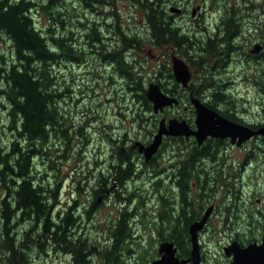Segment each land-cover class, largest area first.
Wrapping results in <instances>:
<instances>
[{
    "label": "rangeland",
    "instance_id": "rangeland-1",
    "mask_svg": "<svg viewBox=\"0 0 264 264\" xmlns=\"http://www.w3.org/2000/svg\"><path fill=\"white\" fill-rule=\"evenodd\" d=\"M34 1L38 2V0ZM165 1L168 10L170 3L177 2L184 5V3L189 2V11L185 14V17L178 13L174 14L177 22L180 24L184 23V26L188 24L191 29L197 31L196 33L198 35L204 34V31L200 30V27L195 23L196 21L193 22L195 17L191 15V10L193 6L200 3L204 4L205 7L208 6V9H211V7L219 9L214 13H212L211 10L205 11V22L211 29L214 28V22L222 17L223 8L229 2H235L238 6L245 8L243 12L247 13L245 18L246 23L249 19H254V17L260 19V26L257 31L254 30L255 35L251 37V40H254L264 27V0H216L214 2L213 0ZM61 2L64 5H69L68 11L62 8V10L65 11L63 16L71 17L73 12H80L81 15H85L88 19L87 25H93V20H95V22L101 21L104 23V30L102 31L100 29V33L104 35H114L106 30L107 23L115 22V17H117L113 12H105L109 11L111 6L106 5V7H102L101 11L97 8L91 9L85 7L78 2V0H61ZM109 3L112 5L111 11H116L120 16L123 27L128 32L130 31L131 35H134L132 32L138 31V36L142 37L140 44L128 48L126 58L130 64L135 66L139 74H142V80L147 87L150 81H157L156 79L161 75L159 70L166 68L162 66V63L159 64V62L163 61L164 58L166 59L164 51L166 49L170 51L171 47L165 45L157 46L151 41L149 38L150 28L143 9L132 4L130 0H117V2L110 1ZM74 4L76 7L73 8ZM247 7L249 9L246 12ZM33 13L34 19L39 27L43 28L49 23V16L41 8H34ZM73 22H76V24L70 27L73 29L77 39H74L71 45L75 46L83 54L79 55L78 58L72 57L71 54H65L53 65L52 69L55 74V86L61 94L57 100L59 108L58 123L55 125V129L50 131L47 141L42 144V146L40 141L37 142V146L41 147L43 151L33 159L34 167L32 174H35L44 184L48 182L50 187L58 186L60 190L57 195V199L59 198V203L56 205L57 209L61 211L66 210L68 206L73 205L75 198L79 202H83L78 209L77 206H75L77 213H79L83 210V204H91V200L95 196L94 189L98 186L96 182L99 176H102V172H105L107 166L110 167V163H116L118 161L116 157L115 159L111 158V150H116L120 148L121 145L125 144L120 141L122 138H125V141L132 139V141H129L130 144L135 140H142L145 142L148 138L152 139L163 114L162 112L157 113L154 110L144 111L145 107L141 109L143 106L139 101L140 98L135 95V92L131 90L127 92L126 90L127 79L120 75V73L118 74L114 66L95 51L97 47L91 46L92 41L87 42V40H85L84 32L85 30L90 31L89 26L85 29L83 25L77 23L76 19ZM191 23L193 24L190 25ZM128 26H130V28H128ZM56 28L57 31H63L60 26H56ZM115 38H117V36H115ZM108 41L110 44L115 43V39H110ZM92 43L93 45L99 44L98 42L94 43V41ZM91 48L94 50H91ZM1 52L5 54L6 59H13L11 41L6 34L0 35V53ZM133 55L138 58V62L135 63L131 60ZM167 58H170V56L168 55ZM261 63L264 67V59L261 60ZM2 66H4V64L1 63L0 58V67ZM245 66H247V68L243 70L242 64L241 66H234L233 64V67L229 69L230 71L237 68V74L234 75L236 81L235 84L231 82L227 87L221 90L223 92L222 97L224 96V98L222 101H218V104L223 108L229 107L231 111H236L249 122H263L264 82L262 83V80H264V76L262 78V74L264 75V73L261 71V64L257 67L256 63L252 62ZM198 67L199 66H194V64L191 66L194 76L199 73V71L196 70ZM220 67L221 66H219V68ZM213 74L215 76L214 80H217V75H219V73ZM224 74L225 73H222L221 75ZM245 74L252 77V81H249L248 84L241 82V78H245ZM227 75H225L224 78H227ZM167 79L166 77H161L159 81L166 82ZM198 83L199 78L195 76L193 83V85H195L194 87H196ZM7 87L8 85L5 84V81L0 78V88L6 89ZM217 90H219L217 87L203 88L202 95L213 99L212 93ZM4 94L5 93H2L0 96V151L10 149L12 141L16 139H18L22 145L26 143V139L19 137L17 132L18 128H15L9 116L10 105ZM184 101H186V99H183L180 104L173 105L167 109V113H165L167 117H184L186 114L190 116L193 108L191 105L192 102L189 99L187 103L188 107L185 108L184 106L186 103L184 104ZM137 112H141L140 115L144 116L143 120L137 121L131 119L133 115H137ZM154 122H156L157 125L153 126ZM152 129L153 133L150 132ZM179 141V139H172L170 141L166 140L165 143L163 142L162 158L160 160L169 161L172 159V161H175L180 159V157L174 156L176 149L180 150V145L182 143H179ZM185 143L190 147L189 151L191 153V146L194 145L192 144L193 141L185 140L184 144ZM210 145L215 146L216 144L211 142ZM225 145L227 148H219L226 152H216L217 155L214 153L212 157L217 156L220 162L221 160H225L236 166H229L225 170L231 172L235 171L236 176L242 178L241 184L239 181L237 185H235V189L237 188V190H239L242 188L243 192L246 194L243 196L244 198H241L239 201L237 200V204L238 206L239 204L243 205L242 209L251 206L254 211L253 214L255 213V224V222L259 221V216L260 219H263L264 214L261 213L260 215L258 212L259 209L264 211V150L260 149V146H263V140L261 136L257 135L248 140L244 147L233 145L232 143H227ZM249 150H251L252 153ZM248 153L250 155H248ZM198 157L199 156L196 158ZM187 158L188 157L185 156L184 160ZM209 160L211 161V159ZM243 162L245 163V167H239ZM138 170L139 168L137 171ZM156 178L157 176L153 174L152 168L148 169L146 167L139 175L137 173L129 178L127 180L128 182L126 181L125 187H117L116 185V188L121 192V197L129 195L128 192L130 193L135 190L136 195L128 206L134 209L138 202H143L144 198V207H147L148 211H150V204H155V199L152 200L151 198H153L152 195H154L153 190H155L154 182ZM223 192H226L224 187L221 188V195ZM1 195L2 192L0 191V197ZM217 197L219 198L220 194H218ZM224 199L230 202L232 196L230 194H225ZM123 205L124 203L121 202L118 197L116 198L114 193L107 199L102 198L98 200L97 209L93 212L89 220L85 215H81L83 222H81L79 224L80 226L76 229V234L79 236L88 234L90 237L89 241L94 240L99 248L104 247L111 242L110 232L107 226L112 219H115L116 215L119 213V209L122 208ZM142 210L143 207L140 205L135 212L138 213L136 214L135 221H138L139 216L143 217L141 214ZM135 221L133 222V226H137V229L134 231V237L142 234L144 237L141 239V245L152 246V248H154L155 234L153 230L151 228L145 229L143 224L140 222L135 223ZM221 224V221L220 223H216L218 226ZM29 226L30 223L25 222L24 225L20 227V230L21 228H29ZM232 234L233 231L229 230L218 231L214 234L213 232L204 234V245L202 248L205 252L206 259L203 264L230 263V258L224 253L223 245L230 240ZM260 234L261 232L258 236H260ZM38 246L39 245L34 248L31 247L29 251V264H73L70 251L55 250L53 247L51 248V245L48 247V253L44 254V252H39ZM141 247H138V245L133 242L132 251H123L122 257L125 259L126 264H140L143 261L142 255L141 260L139 259L140 251L138 250ZM133 248H135L136 251L134 250L133 252ZM1 252L0 250V253ZM0 255H3V253ZM150 261L151 259L148 260L146 264H151ZM101 262L102 259L100 256L95 255L93 264H101ZM0 264H4L1 258Z\"/></svg>",
    "mask_w": 264,
    "mask_h": 264
},
{
    "label": "trees",
    "instance_id": "trees-1",
    "mask_svg": "<svg viewBox=\"0 0 264 264\" xmlns=\"http://www.w3.org/2000/svg\"><path fill=\"white\" fill-rule=\"evenodd\" d=\"M110 1L117 2V0H78L85 7L99 10L106 5L111 6L112 9ZM130 1L145 11L150 28L149 38L154 44H175L176 50L182 56L184 55L182 50L184 43L189 48L194 47L189 44L191 42L189 36L180 30V26L167 19V15L164 13L167 5L165 0ZM36 7L41 8L49 16V23L43 28L39 27L34 19L33 9ZM74 7H76L75 4ZM62 8L68 11L69 5H64L61 0H38V2L34 0H0V35L6 34L10 38L13 54V59L8 60L4 53H0L1 63L4 64L0 67V78L8 85L6 89L0 88V96L5 93L4 95H6L10 105L9 116L15 128H18L19 137L26 139L24 145L16 139L12 141L10 149L0 151V191L2 192L0 197V250L3 253L0 258L4 264H29L31 247L34 248L39 245V252L45 254L48 253V247L52 245L51 248L53 247L55 250L70 251L73 264H93L95 255L100 256L101 264H126L122 257L123 251H132L133 242L138 247L142 246L140 242L144 236L141 234L134 237L137 226H133L136 214H138L135 212L140 205L143 207L142 218L146 219L142 224L145 229L150 228V215H147L148 208L144 207V198L143 202H138L134 209L130 208L128 204L134 199L136 191L133 190L128 192L129 195L121 197V192L116 188L114 182L111 181L107 184L105 183L106 179L101 180V176H99L96 182L98 186L94 189L95 196L91 200V204H83V210L77 213L75 206L78 209L83 202L76 199L73 201V205L68 206L62 213L56 206L58 186L50 187L48 182L44 184L35 174H32L33 159L43 151L41 147L37 146V142L40 141L42 146L47 141L50 131L54 130L58 123L57 100L61 94L55 86L53 65L65 54H71L72 57L76 58L83 54L71 45L72 41L77 38L70 26L76 24L73 22L75 19L85 29L89 26L90 31L85 30L84 32L85 40L98 42L99 45L108 44L106 37L110 35L100 33V29L104 30L103 22L93 20V25H87L88 19L85 15H81L80 12H73L71 17L63 16L65 11ZM111 9L105 12H113L117 17H115V22L107 23L106 30L119 38L123 47V54L116 49L107 52V45L106 48H101L98 52L100 55L105 54L109 60L119 61L122 76L127 79V92L131 90L140 98L139 101L143 106L141 109L145 107L144 111H153V104L146 95V86L142 80V74H139L135 66L130 64L126 58L128 48L140 44L142 37L131 35L123 27L120 16ZM226 17L227 19L232 18L231 14ZM56 26L62 27L63 31H57ZM233 31L234 26H231L230 29L226 30V33L230 35ZM213 43L214 40L211 39L203 45L208 49L206 44L213 45ZM113 45L115 46V43ZM200 51L204 54L208 52L214 54L212 49L207 50V52L206 50L204 52V49ZM198 62H195L194 66H199V59ZM159 72L165 74V77L172 82L171 84L166 83L157 78L160 86L166 92L178 96L182 102L184 88L176 86L172 68L166 67ZM202 79L204 84L208 83V76H204ZM196 85L192 94L201 97L205 86L199 83ZM207 103L216 108L214 101L211 102L210 100ZM140 113L137 112V115H133L131 119L143 120L144 116ZM226 113L229 112L226 111ZM155 125H157L156 122L153 123V126ZM150 132L153 133V129ZM149 140L148 138L145 142ZM120 141L126 144L128 140L125 141V138H122ZM183 142L182 140L179 141L182 144ZM212 142L220 148L228 143L221 140ZM192 144L197 146V141L194 140ZM121 157L119 167L123 166V168L118 167L119 171L117 170V187H125L124 178L129 177L134 170L130 157L124 154ZM191 161L193 160L190 159L187 164H190ZM192 168L191 165L184 167V169L189 170L188 172H191ZM220 170L223 171V167ZM223 175L224 173L221 172L219 176L222 177ZM185 186L187 184H184ZM106 188L112 189L110 193H105ZM235 192L239 193L238 190ZM102 193L104 199L109 198L114 193L124 205L119 209L115 219H112L107 226L111 242L99 248L94 240L89 241L88 234L79 236L76 234L77 230H73V228L77 229L79 224L83 222L81 215H85L87 218L96 211ZM185 196L187 198V195ZM184 204L187 206L189 203L184 201ZM138 220L140 221V216ZM25 222L30 223L29 228H21L20 230ZM162 230L159 231L160 236L168 237L169 234ZM186 237L187 244L184 243V253H188L190 250L189 234L187 230H184V240ZM49 240L50 242H48ZM134 250L135 248H133V252ZM138 251H140L139 259L141 260L142 255L143 260L140 264H146L152 258L155 249L152 246H142Z\"/></svg>",
    "mask_w": 264,
    "mask_h": 264
},
{
    "label": "flooded vegetation",
    "instance_id": "flooded-vegetation-1",
    "mask_svg": "<svg viewBox=\"0 0 264 264\" xmlns=\"http://www.w3.org/2000/svg\"><path fill=\"white\" fill-rule=\"evenodd\" d=\"M188 3L186 2L183 4L181 3H170L169 4V10L167 8L164 9V13L167 15V19L178 26H180V30L187 34L189 37V40L191 41L189 44L191 46L196 47L197 49L189 48L188 45L185 43L182 45L183 50V57L184 60L188 63L190 69L193 64L199 63L198 59L200 61V65L198 68H196L199 73L195 76L199 78V84L204 85V88L208 87H217L219 90L212 93L213 99L206 97L205 95L201 96L200 99L204 101L206 104L211 100L214 101V104L216 106V109L220 114L228 117L229 119H232L234 121L242 122L244 124H248L252 126L253 128H258L260 125L264 124L263 122H249L247 119H245L243 116H241L236 111H231L229 107L223 108L218 103V101H222L224 96L222 97V91L224 87H227L231 82L235 84V77L234 75L237 74V68L232 69L229 71L230 68L234 66H238L241 64L243 65V70L247 68V66L252 62L256 63V66L259 67V64H261V71L264 73V67L261 63V60L264 59V27L263 29L257 34V36L254 38V40H251V37L255 35L254 30L257 31V29L260 26L259 18L254 17V19H249L247 23L245 22L246 14L243 12L245 9L244 7L238 6L235 2H229L226 4V6L223 8L222 11V17L214 22V28H209L206 21V15L205 11L211 10L212 13L218 11V8L208 9V6H204V4H197L196 6H193L191 10V15L195 17L194 21L197 23V25L200 27V30L204 31V34L198 35L196 30L191 29L189 25L180 24L177 22V19L175 17V14H181L186 16L185 14L189 11ZM176 6L181 8L180 11H173L171 10V7ZM248 7L246 8V12L248 11ZM175 13V14H174ZM228 14L232 16V18L227 19L226 16ZM202 20V21H201ZM191 23L190 25H192ZM231 26H234V31L228 35L226 33L227 29H230ZM130 28V26H128ZM130 32V31H129ZM131 33V32H130ZM137 33V34H135ZM139 32H132L134 34L133 36H138ZM229 38V39H227ZM115 39V46L113 44H110L108 40ZM213 39L214 43L212 44H206V49L204 47V43H207V41ZM145 40V39H144ZM106 41L108 44L103 45H93L91 43V46H96L97 49L96 52L99 51L101 48H106L107 45V52L112 51V49H116L117 51H121L123 54V47L121 45V41L119 38H115V35H109L106 37ZM168 46L171 47L170 51L166 49L164 51V54L166 59L164 58L163 61L159 62L162 63V66L165 67H172V55L178 53L176 50V45L172 43H166L161 44V46ZM259 45V46H258ZM159 46V45H157ZM201 49H204V52L206 50H213V53H206L204 54ZM91 50H94L91 48ZM99 54V52H98ZM181 55L180 53H178ZM170 56V58H167V56ZM104 59H107V62L112 64L114 68L116 69L117 73L122 75L121 73V65L119 61L115 60H109L105 54H102ZM182 56V55H181ZM201 56V57H200ZM132 61L135 63L138 62V58L133 55L131 58ZM167 61V62H166ZM234 61V62H233ZM167 63V64H163ZM192 64V65H191ZM219 66H221L219 68ZM209 72V74H208ZM219 73L217 80H214L215 76L213 73ZM227 72V74H226ZM222 73H225L224 75H221ZM161 75L158 77L161 79V77H165V74L160 73ZM227 75V78H224V76ZM168 76V75H167ZM195 76L192 73V76L190 77V80L188 81V85H184V101L185 108L188 107L187 103L190 99V96H192L193 89H195L194 78ZM208 76L209 80L207 84L203 83L202 77ZM262 74V78H263ZM244 83H247L249 81H252V77L245 74V78H241ZM225 82H224V81ZM232 80V81H231ZM168 83H172L169 79L166 80ZM264 80H262V83ZM176 86L178 88H181L182 85L178 81L175 82ZM221 94V95H220ZM186 95V96H185ZM189 97V99H188ZM209 98V99H208ZM181 102V100H180ZM180 102L178 104H180ZM193 106L192 112L190 113V116L184 115L182 116H173L177 117L179 119H186L187 122L190 124L192 128H197L196 125V111ZM209 105V104H208ZM171 106L165 107L164 111L162 112V117L166 119V124H168L169 119L172 117H167L165 113H167V109H169ZM210 106V105H209ZM212 107V106H211ZM229 112L226 113L225 112ZM230 114V115H227ZM233 115V116H232ZM159 125V124H158ZM158 130V126H157ZM260 134H256V136ZM262 137V136H261ZM175 140L179 139L182 141H190L196 140V136L194 134L190 135H164L162 144L158 148V150L153 153L150 158H146V155L144 151L139 150V146L136 145L135 140L133 143L130 144V140L126 141V144L121 145L120 148H117L116 150H111V158L115 159L117 158L116 163H110V167L107 166L105 172H102L101 180L106 179L105 183L114 182L115 185H118V178L117 177V170L119 171V168H123V166H120L121 156L122 154L128 155L131 159V162L134 166L133 173L127 178H124V182L127 183L128 179L133 177L134 174L139 175L142 171L145 170L147 167L148 169L152 168L153 174L157 176L154 187L155 190H153L154 195L152 200L155 199V204L152 203L149 206V210L147 212V215H150V228L153 230V233L155 234V246H154V254L151 258L150 263L156 259L159 258L162 253L159 250V246L164 241H171L176 248L175 254L180 259H184L186 257L191 256V248H192V239H191V233L190 228L191 225L195 222H198L202 219V217L207 213L206 220L203 222L202 226L197 229L198 232V240L200 245V252H201V262L200 264L204 263V260L206 259L205 252L203 251L202 246L203 243V237L204 234L213 232L216 233L218 231H233V234L230 236V240L227 241L224 245L230 243L232 240H237L241 246H245L248 243L252 241H261L262 234H263V225H264V211L258 210V212L263 214V219H260L259 221L255 222L254 224V215L253 209L251 206L244 207L242 209L241 204H237V200L239 201L241 198H244L243 196L246 194L243 192L242 188L238 190V194L235 192L237 191V188H232V186L235 187L237 183L242 178L234 176L235 171H226L225 169L227 167L234 166L233 163H228L224 160V162H220L219 159H217V156L212 157V155L216 152L222 153L224 150H220L219 147H216L217 145H210L212 141H226L228 143H232L230 137H216L208 135L203 142L198 143L197 146H191V153H190V147L188 144L180 145V150L175 151L174 156L180 157V159H177L175 161H172V159L168 160H160L162 158V148H163V142L165 143L166 140ZM152 139H150L148 142H151ZM197 141V140H196ZM209 142V143H208ZM246 142H243L239 144L241 147H244L246 145ZM233 145H238L236 143H232ZM238 145V146H239ZM228 146V145H227ZM223 147L227 148L226 145ZM221 147V148H223ZM229 147V146H228ZM260 149L264 150L263 146H260ZM251 153L252 151L249 150ZM226 152V151H224ZM190 153V154H189ZM198 158H196L197 156ZM248 155H250L248 153ZM188 157L186 160H184V157ZM192 159L190 164H187L188 161ZM211 159V161L209 160ZM165 163V164H164ZM244 162L242 165H239V167L243 168ZM191 165L193 168L191 172H188V169H184L185 166ZM119 167V168H118ZM161 167V168H159ZM223 167V171L220 169ZM236 167V166H234ZM139 170L137 171V169ZM224 173V175L221 177L219 176L220 173ZM111 173V174H110ZM230 173V174H229ZM234 173V174H232ZM127 181V182H126ZM166 182V183H165ZM167 184V185H165ZM184 184H187V186L184 187ZM228 187H225V186ZM161 186V187H160ZM230 186V187H229ZM224 187L226 192H223L221 195V188ZM107 189V188H106ZM105 189V190H106ZM59 188L58 192L59 193ZM112 189H107L105 193H110ZM255 192V191H254ZM220 194V197L218 198L217 195ZM225 194H230L232 196V199L230 202L226 201L224 199ZM187 195V198L186 196ZM157 196V197H156ZM100 199L104 197L103 193L100 194ZM185 199V200H184ZM76 200V198L74 199ZM184 201H188V205L185 206ZM154 202V201H153ZM59 203V198L58 202ZM60 211V209H59ZM63 213V211H62ZM87 215V214H86ZM92 215H90L88 220L90 219ZM220 217V219H219ZM149 219V218H148ZM141 221V222H140ZM141 224L146 221V219L140 217ZM221 225L218 226L216 223H220ZM80 226V225H79ZM164 230L169 234L167 237H162L159 234L160 230ZM73 230H76L73 228ZM162 230V231H163ZM184 230L188 231L189 234V240H190V250L189 252L184 253V243L187 244V237L184 240ZM261 232L260 236L259 233ZM50 242V240L48 241ZM223 245V247H224ZM188 248V246H187ZM230 258L229 262L231 261L232 256H227ZM23 264V263H22ZM187 264H192V260ZM230 264V263H229Z\"/></svg>",
    "mask_w": 264,
    "mask_h": 264
},
{
    "label": "water",
    "instance_id": "water-1",
    "mask_svg": "<svg viewBox=\"0 0 264 264\" xmlns=\"http://www.w3.org/2000/svg\"><path fill=\"white\" fill-rule=\"evenodd\" d=\"M181 8L173 6L171 10L180 11ZM259 46V45H258ZM173 73L177 81L183 86L188 85V81L192 76V71L188 63L183 57L172 55ZM146 95L153 103L155 112L164 111L165 107L179 103V98L168 92H165L156 81H151L146 89ZM192 104L196 111L197 128H192L186 119L172 117L166 124V119L161 118L159 127L153 136L150 143L145 144L142 141H136L140 151H144L146 158L155 153L162 143L164 134L171 135H190L194 134L199 143L208 136L230 137L232 142L241 144L253 135L259 133L263 135L264 140V125L258 128H253L248 124L234 121L220 114L216 109L206 104L198 96H191ZM207 213L198 222L191 225L192 248L191 256L180 259L176 256L174 247L171 241H164L160 244L159 250L162 255L152 261L151 264H187L190 259L192 264H200L201 252L198 240V232L203 222L206 220ZM226 255H232L231 264H264V225L261 241H252L245 246H241L237 240H233L230 244L224 246Z\"/></svg>",
    "mask_w": 264,
    "mask_h": 264
}]
</instances>
